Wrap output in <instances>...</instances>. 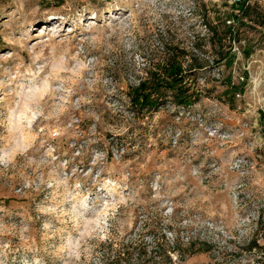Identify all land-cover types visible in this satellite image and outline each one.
<instances>
[{"label":"rangeland","instance_id":"obj_1","mask_svg":"<svg viewBox=\"0 0 264 264\" xmlns=\"http://www.w3.org/2000/svg\"><path fill=\"white\" fill-rule=\"evenodd\" d=\"M240 2L0 0V154L21 137L30 145L0 165V264H111L136 243L154 248V264H264V85L253 89L264 0H246L243 16ZM227 25L232 36L219 42ZM163 42L187 52L184 67L208 58L185 78L198 99L133 111L126 92ZM226 46L230 64L218 60ZM121 197L115 211L103 207ZM102 214L103 240L90 223Z\"/></svg>","mask_w":264,"mask_h":264},{"label":"trees","instance_id":"obj_2","mask_svg":"<svg viewBox=\"0 0 264 264\" xmlns=\"http://www.w3.org/2000/svg\"><path fill=\"white\" fill-rule=\"evenodd\" d=\"M240 10H242V16L248 10L249 5H245L246 0H240ZM238 3V2H237ZM244 7V8H243ZM215 32H212V36ZM229 34V35H228ZM217 35V34H216ZM232 36L231 26L227 25L224 32L218 35L217 40L230 39ZM216 40V41H217ZM220 45V44H219ZM228 49L219 56L218 60L225 58V63L230 64L232 57L229 55L230 46H226ZM187 55V52L177 45L163 42L162 43V58L158 59L151 68H147L145 75L139 79L137 84L132 85L127 90V97L132 105L133 111L137 112H153L157 111L159 107L165 105L168 98L171 97L172 102L175 105L189 106L191 103L198 99L197 90L189 84L185 78L187 71L193 72L197 69L205 67L209 60L204 58V62H200L195 54L190 57V61L187 66L184 67L181 59ZM188 76V75H187ZM192 247V244H189ZM260 246L256 243V240H252L248 246L249 249ZM194 249V248H193ZM148 250L146 244L140 243L128 244L121 246V250L115 254L114 258L110 261L111 264H154L151 255L152 251ZM209 248L201 247L196 248L192 253L208 251ZM150 252L149 258L147 253ZM155 252V251H154ZM136 254V256H132ZM155 255L160 256L158 252ZM165 258H169L167 253H163ZM134 257V258H133ZM134 259V260H133Z\"/></svg>","mask_w":264,"mask_h":264},{"label":"clouds","instance_id":"obj_3","mask_svg":"<svg viewBox=\"0 0 264 264\" xmlns=\"http://www.w3.org/2000/svg\"><path fill=\"white\" fill-rule=\"evenodd\" d=\"M81 66H82V67H86L85 65H81ZM257 80L260 81L259 84L257 83ZM262 85H264V74H260V73H258L257 76H256V78H254V80H253V89L259 91V90L261 89V86H262ZM48 87H49V85H48L47 81H45V83H44V89L47 90ZM42 115H43V112L40 111V110H37L35 113H33V115L31 116V118H30V120H29V125L31 124V122H32L33 120L36 119L37 116H42ZM211 135H212V136H215V133H211ZM28 147H30V145H29V144H25V143L23 142V137H21V139L18 140V141L16 142L15 148H14L11 152H3L2 154H0V165H3L5 168H7L8 165L12 162V159H13V157L15 156V154H16L17 152H19L20 154H24V153H26ZM49 154H50V153H49ZM97 158H99V157H97ZM93 163H96V159L93 160ZM225 165H226L227 167H233V168H234V167H237V165L232 164L230 160L225 161ZM181 172H183V169H181ZM190 174H191L192 176H196V175H197V170H196L195 168H192L191 171H190ZM177 178L180 179V180H183V179H185L186 177H185L184 175H179ZM60 183H62V184H66L67 181H66V179H65V180H63V181H60ZM75 187H76V189H79L80 185L77 184ZM77 195H78V193H77ZM69 198L74 200V199H75V196H72V195L70 194V195H69ZM156 198H157V199L160 198L159 193H157V197H156ZM86 200H87V197H85L84 200L81 201V205H82V206H85V201H86ZM125 203H126V200H125L123 197H121L119 201H115V202H113V203H111V204L105 203V204L103 205V207H104L105 209H106V208H111L113 211H115V209H116L120 204H125ZM164 204H167V205H168V206H167V210H166L165 212L162 213V215L165 217V223H166V224H167V223H172L173 221L171 220V217H172V215H173L175 205H172V204L168 203V201H165ZM164 204H161V207H164ZM73 207L75 208V205H74ZM227 212H228V207L225 205V206H224V210H223V212L221 213V215L226 216V215H227ZM105 215H106V214H102V215H101V218H100L99 220H93V221H90V223L95 224V225H96V228L99 229V232L97 233V236H98V238L101 239V240L107 238V237H106V233H107V229H108V224L106 223V221H105V219H104V216H105ZM196 222H197V224H198L199 227H203L204 224L207 223V221H200L198 217L196 218ZM101 224L103 225L102 227H101ZM183 224H184L185 226H187V225H191V224H193V219H192V218H189V219L185 220V221L183 222ZM209 227H215V226H214V225H210ZM95 231H96V229H93V230H92V232H95ZM218 231H220L221 233H223L225 237L229 236V233L224 231V227H223V226L219 227ZM92 232H84V233H81V236L83 237V236H85V235H91ZM242 235H243V233H242ZM168 236H169L170 238H172V237H173V233H168ZM217 239H218V238H217ZM77 249H79V243H77L76 248H74V249L70 252V255L74 256V258H75L76 261H79V260H80V257H81V253H80V251H78ZM85 251H87V250H85ZM88 258L91 259L90 256H89ZM174 259H177V258L174 257Z\"/></svg>","mask_w":264,"mask_h":264},{"label":"built area","instance_id":"obj_4","mask_svg":"<svg viewBox=\"0 0 264 264\" xmlns=\"http://www.w3.org/2000/svg\"><path fill=\"white\" fill-rule=\"evenodd\" d=\"M237 1H240V0H237Z\"/></svg>","mask_w":264,"mask_h":264}]
</instances>
